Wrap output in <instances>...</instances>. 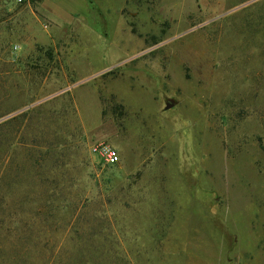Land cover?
Masks as SVG:
<instances>
[{"label":"rangeland","instance_id":"374dc122","mask_svg":"<svg viewBox=\"0 0 264 264\" xmlns=\"http://www.w3.org/2000/svg\"><path fill=\"white\" fill-rule=\"evenodd\" d=\"M0 264H264V0H0Z\"/></svg>","mask_w":264,"mask_h":264},{"label":"built area","instance_id":"2783aa9c","mask_svg":"<svg viewBox=\"0 0 264 264\" xmlns=\"http://www.w3.org/2000/svg\"><path fill=\"white\" fill-rule=\"evenodd\" d=\"M107 161L112 165L118 163L119 157L116 152H108Z\"/></svg>","mask_w":264,"mask_h":264},{"label":"trees","instance_id":"16d2710c","mask_svg":"<svg viewBox=\"0 0 264 264\" xmlns=\"http://www.w3.org/2000/svg\"><path fill=\"white\" fill-rule=\"evenodd\" d=\"M3 202H4V200H3Z\"/></svg>","mask_w":264,"mask_h":264}]
</instances>
